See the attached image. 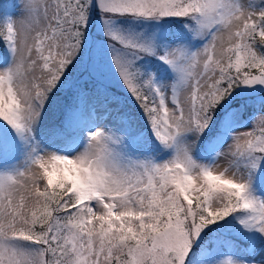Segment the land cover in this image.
<instances>
[{"label":"snow or ice","instance_id":"1","mask_svg":"<svg viewBox=\"0 0 264 264\" xmlns=\"http://www.w3.org/2000/svg\"><path fill=\"white\" fill-rule=\"evenodd\" d=\"M0 4V264H264V0Z\"/></svg>","mask_w":264,"mask_h":264},{"label":"rangeland","instance_id":"2","mask_svg":"<svg viewBox=\"0 0 264 264\" xmlns=\"http://www.w3.org/2000/svg\"><path fill=\"white\" fill-rule=\"evenodd\" d=\"M4 5L2 12L7 16H14L15 19H20L22 15V0H0Z\"/></svg>","mask_w":264,"mask_h":264}]
</instances>
